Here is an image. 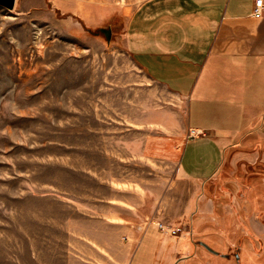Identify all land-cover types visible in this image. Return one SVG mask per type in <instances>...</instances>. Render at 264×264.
I'll return each instance as SVG.
<instances>
[{
    "label": "rangeland",
    "instance_id": "rangeland-1",
    "mask_svg": "<svg viewBox=\"0 0 264 264\" xmlns=\"http://www.w3.org/2000/svg\"><path fill=\"white\" fill-rule=\"evenodd\" d=\"M144 1L0 6V264L53 263L71 213L128 208L124 188L152 204L172 185L171 201L190 195L173 264H264V122L226 149L190 131L187 99L128 53L125 22ZM109 26L110 40L96 32ZM179 159L195 182L176 178Z\"/></svg>",
    "mask_w": 264,
    "mask_h": 264
},
{
    "label": "crops",
    "instance_id": "crops-1",
    "mask_svg": "<svg viewBox=\"0 0 264 264\" xmlns=\"http://www.w3.org/2000/svg\"><path fill=\"white\" fill-rule=\"evenodd\" d=\"M255 4L256 0H146L125 22L126 47L136 67L186 98L190 131L221 149L238 133L244 135L256 122H264L255 113L264 100V10L257 15ZM179 163L180 159L176 178L184 184L195 182L192 171ZM169 188L152 204L137 190L124 188L123 196L136 198L128 208L113 211L108 199L106 204L90 201V211L71 213L77 216L67 218L65 248L56 246L57 261L173 264L183 242L179 237L168 244L169 232L180 229L190 195L174 202L173 185ZM164 203L170 205L166 212L161 210ZM143 205L153 210L143 214Z\"/></svg>",
    "mask_w": 264,
    "mask_h": 264
},
{
    "label": "water",
    "instance_id": "water-1",
    "mask_svg": "<svg viewBox=\"0 0 264 264\" xmlns=\"http://www.w3.org/2000/svg\"><path fill=\"white\" fill-rule=\"evenodd\" d=\"M16 0H0V6H3L9 10H13L15 7ZM97 33L103 32L108 40L111 39L112 36V28L109 27H99L97 28Z\"/></svg>",
    "mask_w": 264,
    "mask_h": 264
},
{
    "label": "built area",
    "instance_id": "built-area-1",
    "mask_svg": "<svg viewBox=\"0 0 264 264\" xmlns=\"http://www.w3.org/2000/svg\"><path fill=\"white\" fill-rule=\"evenodd\" d=\"M263 10H264V0H256L254 12L257 15H260L263 13Z\"/></svg>",
    "mask_w": 264,
    "mask_h": 264
},
{
    "label": "flooded vegetation",
    "instance_id": "flooded-vegetation-1",
    "mask_svg": "<svg viewBox=\"0 0 264 264\" xmlns=\"http://www.w3.org/2000/svg\"><path fill=\"white\" fill-rule=\"evenodd\" d=\"M206 245V244H205Z\"/></svg>",
    "mask_w": 264,
    "mask_h": 264
}]
</instances>
